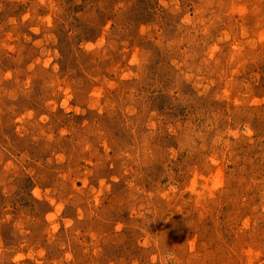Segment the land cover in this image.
Wrapping results in <instances>:
<instances>
[{
	"label": "rangeland",
	"instance_id": "374dc122",
	"mask_svg": "<svg viewBox=\"0 0 264 264\" xmlns=\"http://www.w3.org/2000/svg\"><path fill=\"white\" fill-rule=\"evenodd\" d=\"M0 264H264V0H0Z\"/></svg>",
	"mask_w": 264,
	"mask_h": 264
}]
</instances>
